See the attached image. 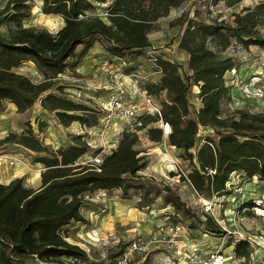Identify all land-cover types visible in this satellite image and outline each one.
<instances>
[{"label": "trees", "instance_id": "obj_1", "mask_svg": "<svg viewBox=\"0 0 264 264\" xmlns=\"http://www.w3.org/2000/svg\"><path fill=\"white\" fill-rule=\"evenodd\" d=\"M40 1L42 14L63 20L56 34L20 25L31 15L27 0H8L0 10V25L16 23L15 29L8 28L6 36L0 34V106L8 101L23 113L40 100L41 109L52 113L62 126L78 122L90 127L97 123V111L66 99L61 87L56 88L59 95L50 93L67 62H77L97 40L103 42L108 56L135 61L152 47L148 34L157 22L186 0H112L105 20L87 12L107 0ZM215 1L232 8L242 0ZM232 16V24L214 21L185 25L177 48L187 55L186 65L160 59L157 66L161 77L145 85L155 99L162 97L160 117H142L134 131H124L116 148L100 164H76L89 150L81 135L71 137L69 144L55 151L34 137L30 124L19 135L10 133L0 139V147L17 145L37 154L33 162L43 166L36 189L25 186L23 178L0 184V264H56L61 256L86 258L84 250L66 241L64 229L71 223H85L81 209L87 193L117 189L126 198L130 190H146L134 182L147 165L146 157L135 146L142 130H146L150 142L162 141V129L155 126L159 119L170 128L168 145L181 150L192 166L182 180L198 194H226V183L233 173L249 180H264V114L237 111V118H228L221 116L220 109L221 101L229 98L224 74L234 68L232 58L220 52L231 40L243 49H264V34L257 30L264 24V1ZM79 46L82 49L77 55ZM27 61L41 76L39 83L12 71ZM134 67L128 65L125 71ZM193 86L199 89L197 110L189 108L188 92ZM199 127H209L216 138L206 136L198 145ZM196 147L194 156L192 150ZM163 190L166 204L188 214L170 188ZM143 196L147 197V193ZM254 207L248 200L240 205L239 213L252 216ZM200 227L213 236L225 234L208 217ZM249 244L246 239L234 237L229 245L236 257L247 259Z\"/></svg>", "mask_w": 264, "mask_h": 264}, {"label": "rangeland", "instance_id": "obj_2", "mask_svg": "<svg viewBox=\"0 0 264 264\" xmlns=\"http://www.w3.org/2000/svg\"><path fill=\"white\" fill-rule=\"evenodd\" d=\"M7 1L0 0V10ZM262 1L264 0H242L230 8L225 6L223 1L186 0L157 22L155 28L148 34L152 47L147 52L154 50L163 60L169 59L186 65L187 55L177 48V44L187 23L198 25L221 21L232 24L234 12L251 9ZM111 2L112 0H107L104 4H95L87 15L98 16L105 20ZM27 3L31 15L28 19L22 20L20 25L23 28H41L56 34L63 27V20L59 16L41 13L40 0H27ZM8 28L15 29L16 23L0 25V34L6 36ZM257 30L264 34V24L257 26ZM103 45L102 41L97 40L93 48L89 49L75 63L76 65L74 64L76 66L74 69L57 77L50 93L59 95L56 88L61 87L63 96L70 98L74 91L80 90L82 97L76 99V103L97 111V105L92 104L91 99L99 101L98 99L107 93V91L100 93L99 90L103 89V86L95 82L99 78L107 80L100 71L101 61L108 56ZM208 45L211 47L210 42ZM81 49V46L76 49L77 55ZM220 53L230 56L234 63V68L224 74L229 98L221 101V116L237 118V111L264 114V49L256 46L243 49L231 40L229 46ZM148 56L140 54L135 61H128L129 59L125 61L127 65L135 66L134 70L140 78L145 77L150 82H154L152 80L154 77H160L154 74V66L149 63ZM112 61L114 68L118 67L119 61L115 59ZM12 71L27 75L35 83H39L42 79L29 61L13 68ZM198 93L197 86H193L188 92L191 110L200 107ZM159 99L162 97L154 100L159 103ZM6 103L7 101L2 102V108ZM37 106L23 113L4 109V114H0V139L10 133L19 135L30 124L34 137L43 146L55 151L69 144L71 137L81 135L89 150L78 159L76 164L89 165L95 164L96 157L102 160L112 150L111 142L119 141L124 131L132 129V124L129 125L124 120L114 121L109 127L102 128L105 122L99 114L97 123L90 127L82 126L79 129L78 124L65 127L58 123L52 113L45 114L41 110L38 111ZM155 126L159 127L158 123ZM134 130L135 128L131 131ZM145 131L138 132L141 139L138 140L135 148L141 152L140 155L146 157L147 165L138 173L134 182L145 186L147 191L130 190L126 198H123L120 190L117 189L87 193L85 204L81 209L85 223H71L67 226L63 231L66 241L84 250L86 259L91 264H104L115 258L129 241L147 235L155 226L180 223L184 227L185 237L198 242L205 240V244L211 249L214 247L224 249L225 252L230 250L233 252V247L229 244L233 242L234 237L246 239L250 243L249 257L237 259L235 256L232 264H264V180L257 177L249 180L243 175L233 173L226 183V194L221 196L198 194L188 182L182 180L192 166L183 158L181 150L167 146V134H164V128L162 127V141L155 144L160 149L158 154L150 153L148 142L143 138ZM197 136L198 145L206 136L216 138L214 131L209 127H199ZM10 147L14 149L10 153L19 155V161L25 166L22 176L24 185L30 188L38 187L40 182H34V177L39 170H43V166L33 162L37 154L17 145ZM196 151L197 147L192 150L194 156ZM3 154L0 152V166L6 162L9 165L17 162L14 158L4 159ZM164 187L170 188L179 197L188 214L177 211L165 203L167 195L163 190ZM145 193L147 197L143 196ZM248 200L255 205L251 210L252 216L239 213L240 205ZM139 205L143 206L139 207ZM208 205H210L209 210H207ZM205 217L214 221L225 234L215 237L208 234L205 236L200 227ZM230 256L233 257L231 253ZM182 261V257L172 256L167 251L156 249L145 257L136 259L133 264H182Z\"/></svg>", "mask_w": 264, "mask_h": 264}, {"label": "built area", "instance_id": "obj_3", "mask_svg": "<svg viewBox=\"0 0 264 264\" xmlns=\"http://www.w3.org/2000/svg\"><path fill=\"white\" fill-rule=\"evenodd\" d=\"M147 51L143 55H149L147 58L149 63L154 66V74L161 77V71L157 66L161 57L154 50ZM114 59L119 61L118 67L115 68L112 61ZM127 66L125 59L111 56H107L100 63V71L110 86L107 93L98 99L99 101H94L97 105L98 114L102 115L105 122L102 128L109 127L114 121L124 120L129 125L132 124V129H136L140 126L142 117H160L159 103L145 88L150 80L145 77L140 78L139 74L135 72V68L125 71ZM81 94V91L77 90L71 94L70 98L67 97L66 99L76 102V99L82 97ZM157 123L160 129L164 128V134L169 133L170 128L167 124H163L160 119ZM102 131L105 132V130ZM94 162L95 165H98L101 160L96 157ZM209 209L210 205L207 207V210ZM184 233V227L180 223L157 225L147 235L138 236L129 241L115 258L106 261L104 264H133L136 259L145 257L156 249L167 251L172 256L182 257V264H232L234 262L233 259L236 258L234 251L225 252L224 249L214 247L211 249L205 244V240L202 242L192 241L185 237ZM206 234L213 236L210 232H204L205 236ZM230 253L233 257L230 256ZM35 259L38 261L36 257ZM38 264L44 263L38 261ZM56 264L91 263L83 257L61 256Z\"/></svg>", "mask_w": 264, "mask_h": 264}, {"label": "crops", "instance_id": "obj_4", "mask_svg": "<svg viewBox=\"0 0 264 264\" xmlns=\"http://www.w3.org/2000/svg\"><path fill=\"white\" fill-rule=\"evenodd\" d=\"M93 48V47H92ZM169 60V59H168ZM169 61H172V60H169ZM76 61L74 60V59H71V60H69L68 62H67V68H66V70H65V72L63 73V74H65L68 70H70V69H74L76 66ZM75 64V65H74ZM100 79V78H99ZM95 80V82L96 83H98L100 86H103L102 88L103 89H101V90H99V92L101 93V92H106L107 90H108V88H109V84H107L108 83V81L107 80H103V78L102 79H100V80ZM154 82H156V81H158L159 80V78L158 77H154L153 79H152ZM54 94H56V93H54ZM92 100V104H94V100L95 99H91ZM35 105H38L37 107H38V111H42L43 113H45V114H49V113H46L44 110H42L41 109V106H40V100H38L35 104H34V107H35ZM4 109H7V110H9V111H14V112H16L17 110H16V107L13 105V104H10L8 101H7V103H6V106L5 107H3L2 108V104H1V106H0V114H4V112H5V110ZM75 124H78V126H79V129L82 127L78 122H73L72 123V126L73 125H75ZM2 138H4V137H2ZM1 138V139H2ZM143 138H145L146 139V141L148 142V148H149V151H150V153L151 154H156L157 152H159L160 151V149H159V147H157V146H155V144H157V143H155V142H150L147 138H146V132H144L143 133ZM141 138H139V140H140ZM166 142H167V139H166ZM117 144H118V141L117 142H114V141H112L111 142V147H112V150H114L115 148H116V146H117ZM167 146H169L168 145V142H167ZM170 147V146H169ZM111 150V151H112ZM12 151H14V149H12V147H10V146H7V147H0V152H2V153H4L3 154V157H5L4 159H11V158H14V159H16L17 160V162L16 163H11V165H9L7 162L6 163H4V164H2L1 166H0V184H8L11 180H13V179H15V178H23L22 176H23V169H24V167L25 166H23V162H21V161H19V159H20V156L19 155H17V154H12V153H10V152H12ZM110 151V152H111ZM6 153V154H5ZM14 153V152H13ZM158 154V153H157ZM2 157V158H3ZM19 158V159H18ZM43 170H39V172L35 175V177H34V182H40V175H41V172H42ZM39 185H40V183H39ZM39 185H38V187H39ZM38 187H36V188H38ZM36 188H33V189H36ZM83 215V214H82ZM85 218V217H84Z\"/></svg>", "mask_w": 264, "mask_h": 264}]
</instances>
